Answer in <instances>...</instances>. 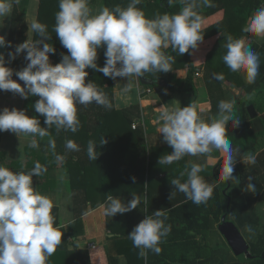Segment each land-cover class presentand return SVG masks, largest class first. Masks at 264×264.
<instances>
[{"label": "clouds", "instance_id": "1", "mask_svg": "<svg viewBox=\"0 0 264 264\" xmlns=\"http://www.w3.org/2000/svg\"><path fill=\"white\" fill-rule=\"evenodd\" d=\"M90 2L59 0L53 31L67 50V54H61L59 63L53 65L50 62L49 54L56 52L55 47L48 43L52 37L48 34L47 25L35 18L28 21V33H34L38 38L33 39L27 34L26 41L17 45L14 52H8V62L26 53L25 67L18 71L7 67L5 54L0 52V91H10L23 99L38 97L32 107L44 117L46 125L42 127L40 120L29 117L25 110L4 107L0 110V132L10 131L18 137H30L29 147L34 149L39 148L37 138L48 137L49 148L58 163L64 157L55 153L56 142L50 130L54 128L56 133L61 130L77 132L80 127L78 105L95 103L109 109L112 107L105 93L93 81L86 82L89 75L86 69L91 68L113 80L118 77L126 79L123 92L127 94L133 87V81H140L146 73L172 71L174 57L166 55L164 49L171 47L180 56L198 49L204 40V19L197 9L215 6L212 0H181L184 6L178 13L156 14L154 18H148L137 7L142 0H129L127 7L123 8L101 6L95 11ZM172 2L169 0V4ZM16 4L19 0H0V19L10 17ZM242 32L264 38V7L254 10ZM225 39L226 53L222 57L225 65L232 72L243 74L246 83H255L260 75L259 53L245 38L227 35ZM0 47H11V42L6 41L3 35H0ZM100 48H104L103 67L97 63ZM14 74L23 81V86L13 79ZM217 79H223V75L218 74ZM235 104L234 99L221 100L217 115L207 121L198 114L197 105L193 102L184 107L160 106L158 119L161 126L158 132L172 151L163 154L158 164L171 165L185 156H206L216 149L223 156L220 179L224 182L234 179L236 160L226 130L229 122L233 128L240 124ZM106 142L103 139L100 144ZM96 146L94 141H88L86 152L89 160H97ZM65 148L80 151L73 140H67ZM245 159L248 163H255L254 155L249 154ZM204 168L202 164L191 163L180 177L170 181L176 191L196 205L206 204L214 191V186L206 183L200 175ZM46 171V167L38 162L28 172H14L0 165V264H48L61 244L63 233L55 226L53 201L33 186V176L41 177ZM60 179L63 180L64 176ZM132 180L135 182V177ZM248 180L246 188L255 192L252 178L248 177ZM140 199L132 195V199L125 203L107 195L106 203L101 207L104 215L114 217L138 208ZM166 220L162 209L156 210L152 215H145L128 234L145 264L149 251L156 255L162 252L160 245L171 232V225L166 224ZM246 231L254 234L251 226H246Z\"/></svg>", "mask_w": 264, "mask_h": 264}, {"label": "crops", "instance_id": "2", "mask_svg": "<svg viewBox=\"0 0 264 264\" xmlns=\"http://www.w3.org/2000/svg\"><path fill=\"white\" fill-rule=\"evenodd\" d=\"M142 1L144 3L149 2L154 4L153 0ZM109 2L111 3L110 9L116 6L122 8L127 7L129 3L127 0H91L90 7L95 11L101 6H107ZM13 7H16L19 14L23 16L24 31L18 26V29L10 37L13 9L10 17L4 20L0 19V35H3L6 41L11 42L10 48L0 47V52L5 54V60L7 58L9 59L8 52H14L17 45L28 39V35L34 38V33H28V21L33 18L38 20L39 0H19V4ZM260 7H264V3H261L258 8ZM223 18V9L217 10L203 18L204 25L202 34H204V40L200 43L198 49L194 51L190 50V53H185L183 56H180L178 53V67L172 70L177 78L181 80L185 79L189 69L187 59H190L195 66V72L191 77L192 83L198 89L204 87L205 81L203 76L205 61L207 58H210L212 61L222 59L226 53H221L218 50L219 45H221L220 39L222 38L219 35V31H205L208 27L222 21ZM45 20H48V18ZM242 38H245L247 43L250 41L261 42L264 39L246 33ZM21 55L22 53L17 55L14 60L19 59ZM197 60L200 62H196ZM26 64L10 65L9 67L18 71L25 67ZM146 76L162 80L157 72L146 73ZM126 82L124 78L118 77L116 80L111 79L114 104L117 109H122L134 103L139 104L141 114L140 122L145 141V163L139 170L135 166L136 160L134 158L132 164L124 163L127 156H135V139H132L133 146L129 143L128 147L124 149L126 142L121 137L118 139L119 148L117 149L116 155L112 159H104L100 166L95 163L94 169H101L98 170L100 176L91 175L90 171H87L83 184L88 191L89 201L99 204L95 207H88V211L82 216L83 232L74 237L72 241L68 238V248L71 249L76 245L79 248L88 249L90 264H145L144 260L138 256L139 249L133 247L132 242L128 239V234L144 219L145 215H152L156 210L162 209L167 216L165 223L171 225V232L161 243L160 247L162 248V252L159 255L149 251L152 264H188L196 249H199L201 258L208 256L210 253L215 254L220 243L225 242L217 230V225L220 220L217 223L213 222L211 227L200 230L198 223L200 219H197L196 222L192 221L193 217L195 218L199 205L187 200L183 193L176 191L170 181L173 178L180 177V173L185 171L186 166H189L191 163H199L205 166L204 171L200 175L207 182L208 177L205 174L210 171L215 178V168L223 156L219 150L214 149L206 156H185L171 165H159V158L163 154L170 153L172 149L163 142L162 134L158 132V128L161 126L158 116L159 107L162 105L170 108L178 105L184 107L192 102L197 105L198 114L206 121L209 117H215L217 113H214L211 109L209 100L194 102L193 93L189 90H171L168 88V85L167 87L157 85L148 87L142 85L138 80H134L132 89L129 93L125 94L123 89ZM21 85L23 86V83ZM222 87L232 93L237 105L239 101H248L250 99L254 103H264V94L256 95V92L253 91L245 95V93H241L237 87L228 81L224 82ZM1 92L3 93L0 94V110L4 107H8L9 109L15 107L25 110L29 117H36L34 111L23 108V98L19 95H14L10 91ZM239 93L240 98L238 99L237 96ZM230 96L231 94L227 93V100H231ZM256 111L261 119V116L264 114V107L262 110L258 111L256 109ZM248 120L250 121L251 128L252 122L249 116ZM231 127V122H229L226 130L227 136L230 134L229 129ZM134 129V127H130L131 131ZM0 137V150L4 155V164H9L17 160H26V148L29 147L30 137L24 135L18 137L10 131L0 132ZM246 147V157L249 154L254 155L255 163H248L245 159L246 157L237 162L239 171L237 172L236 181L233 184L236 185L241 193L247 194L244 198H249V201H251L256 195H260L261 190L264 189V132L254 141L247 144ZM39 149L36 148L35 150L38 152ZM115 161L117 162L115 163ZM46 169L47 174L38 178V182L43 187L37 189V191L42 195L48 196L53 201L54 206L58 208L57 227L66 229L73 220L69 175L66 168L60 162L55 166L46 167ZM62 175L64 176L63 180L60 179ZM101 175L102 179H100ZM107 177L109 179L106 180ZM132 177H135V182H133ZM248 177L252 178L251 183L256 187L255 192L246 188V185L249 183ZM183 179H186V176L182 178V182ZM100 180L102 181L101 183L106 182V185H103L106 186L105 188H102V185L100 186ZM215 180L216 184L219 185L221 182L220 177ZM102 190H105V192H108V195L119 198L125 203L132 199V195H137L141 198L138 208L124 214H117L114 217L106 216L101 205L106 203L107 196H102ZM172 192L173 195L171 196ZM255 203V212L259 224H264V198L257 199ZM192 235H195L193 239L191 238ZM199 236H203L202 240ZM208 238L212 239L213 244H209ZM199 242L201 243L200 245ZM89 243L94 244V247H90L88 245Z\"/></svg>", "mask_w": 264, "mask_h": 264}, {"label": "trees", "instance_id": "3", "mask_svg": "<svg viewBox=\"0 0 264 264\" xmlns=\"http://www.w3.org/2000/svg\"><path fill=\"white\" fill-rule=\"evenodd\" d=\"M127 1L129 2V0ZM153 2L154 4L149 2L144 3L142 1L141 4L137 5V7L145 12L146 17L154 18L156 14L162 15L164 13H168L171 15L178 13L184 6L181 3V0H173L171 4H169V0H153ZM58 3L59 0H39L38 21L47 25L48 34L52 37L48 43L52 44L56 49L55 54H49L50 62L53 65L60 62L62 58L61 54H67V50L62 47L58 37L53 31L55 14L59 10ZM212 3L215 5L214 7L201 6L197 9V11L203 18H205L213 12L223 9V20L211 27H208L205 32L219 31V35L222 38L220 39L221 45H219L218 50L221 53H224L226 52V49L224 48V44L226 43L225 37L227 35H231L233 38H242L245 34L242 32V28L247 19L254 10L258 9L261 3H264V0H212ZM110 6L111 3L109 2L107 7L110 8ZM47 18L48 20H45ZM18 26H20L22 31H24L23 16L19 14L16 7H13L9 34L10 37L18 29ZM37 38L38 37L34 34L33 39ZM248 44H250L251 48L255 52L259 53L260 56V75L257 76L256 81L253 84L246 83L243 74L239 72H232L221 58L216 59V61H212L210 58H207L205 61L203 76L205 85L201 89L196 88L192 83L191 77L195 72V66L190 59H187L189 69L185 79L181 80L177 78L172 71L168 73H157H159V77L162 80L168 83L169 89L189 90L193 93L194 102L199 100H209L213 112L218 113V104L221 100H227V93H230V98L234 99L232 93L222 87V84L226 81L237 87L239 91L241 93H245V95H248L253 91L256 92V95L264 94V39L261 42L250 41ZM163 51H165L166 55L174 57L175 63L171 66L172 70L177 68L179 61L178 52H174L171 47L164 49ZM25 55L26 53H22L19 59L10 62H8L9 59L7 58L6 66L9 67L10 65L15 66L26 64L27 61L24 59ZM104 62V48H100L98 49L97 63L99 66L103 67ZM86 71L89 73L86 77V82L93 81L105 93L112 107L109 109L95 103L87 106L78 105L77 115L80 121V127L77 132L73 133L71 131L61 130L59 133H56L54 128L50 130L56 142L55 153L64 157L60 164L66 168L69 175L73 220L69 223L66 229L58 228V208L56 206L53 207L52 215L55 218V226L63 233V235L61 244L58 246L56 252L49 258L48 264H90L88 249H82L76 245L69 249L67 245L68 238L72 241L74 237L83 232L82 216L88 211V207H95L99 204L89 201L90 198H88V191L83 184L87 171L89 170L91 175L100 176V172H98V170L101 169L98 168V170H95V163L100 166L104 159H112L116 155L117 149L119 148L118 139L121 137H123L126 142L124 149L128 147L129 143L133 146L132 139H135V156H127L124 163L132 164L134 158L136 160L135 166L138 167V170L141 169L145 163V141L144 132L140 122L141 114L139 104L134 103L122 109H117L114 104L111 78L105 77L102 73L96 72L91 68L86 69ZM218 74H222L223 79H217ZM13 79L18 80L15 74L13 75ZM237 98H240V93ZM37 99L38 97L31 96L28 99H23V108L35 112L32 105ZM248 104H254L253 106L258 111L262 110L264 107V103H254L251 99L248 101H239L238 105L235 104L236 115L240 118V124L236 128L231 127L229 129L230 134L227 136V138L231 141L234 160H236L233 171V176L235 178L230 181V187L226 190V194L230 196L228 217L231 218L235 224L237 223L240 229L245 233V240L249 245V251L254 257L249 259L245 256L241 258V255H234L235 257L228 260L224 257H219L217 255L218 252L216 251L215 254L210 253L208 256L201 258L199 249H196L192 255L191 261L188 264H264V224H259V220L255 212V202L257 199L264 198V189L261 190L260 195H256L254 199L249 201V198H244L247 194L241 193L237 189L236 185L233 184L234 181H236L237 172L239 171L237 162L245 158L247 155V144L254 141L264 132V129L258 133H254L251 130L250 121L248 120V114L246 111V106ZM35 116L40 120L41 126L45 127L44 117L36 112ZM261 122L264 127V114L261 116ZM133 124H136V126L135 129L131 131L130 127ZM103 139L107 142L105 144H100ZM67 140L75 141L79 145L80 151L77 152L67 150L65 148V142ZM89 140H92L97 144L96 150L98 158L96 161L88 159L86 149ZM38 141L40 148L39 151L37 152V150L31 147L26 148L27 158L25 161L17 160L12 161L9 164H4V155L0 150V165L7 167L14 172H28L37 162L44 167L55 166L58 164L52 150L49 148L48 139H46V137L43 139L38 138ZM116 162L117 161H115V163ZM222 165L223 158L215 168V178L210 171L205 174L208 177V181L206 183L213 185L214 191L211 199L206 204L199 205V208L196 210L195 218L193 217L192 219V221L195 222L197 219H200V221L198 220L200 230L211 227L213 222H219L221 215L225 211L227 197L221 191L226 186V183L221 181L220 184L217 185L215 182V179L221 176ZM45 174H47V172H45L42 176ZM38 178L39 177L33 176V186L36 190L43 187L42 184L38 182ZM100 179H102V175ZM107 179H109V177H107L106 180ZM101 182L102 181L100 180V186L102 185V188H105L106 186L103 185H106V182ZM102 193V196L106 197L108 195V192H105V190H102ZM101 199L99 200L101 201ZM246 226H251L254 234L246 231ZM194 236L192 235L191 238L193 239ZM199 237L202 240L203 236ZM200 244L201 243L199 242V245ZM147 264H152L149 253Z\"/></svg>", "mask_w": 264, "mask_h": 264}, {"label": "water", "instance_id": "4", "mask_svg": "<svg viewBox=\"0 0 264 264\" xmlns=\"http://www.w3.org/2000/svg\"><path fill=\"white\" fill-rule=\"evenodd\" d=\"M17 82L23 83V81H19V80H17ZM139 82L142 85L148 86V87H152L155 85L167 87L168 85L165 81L156 79V78L147 77L146 74L144 77L140 78ZM246 111L252 122L251 130L254 133L260 132L263 129V124L253 104L247 105ZM225 183H226V186L222 189V193L226 195L227 203H226L225 211L221 215L220 222L217 225V230L219 231L222 238L224 239V241L226 242V244L228 245V247L230 248V250L233 252L235 256L244 255L246 258H249V259L253 258L254 256L251 255L249 251V245L247 241L243 237L242 233L238 229L235 222L231 218L228 217L230 196L226 194V190L230 186V181L225 182Z\"/></svg>", "mask_w": 264, "mask_h": 264}, {"label": "rangeland", "instance_id": "5", "mask_svg": "<svg viewBox=\"0 0 264 264\" xmlns=\"http://www.w3.org/2000/svg\"><path fill=\"white\" fill-rule=\"evenodd\" d=\"M3 92H0V94ZM264 222V221H263ZM237 224V223H236ZM237 227L239 228L240 232L242 233L243 237L246 239L245 233L240 229V227L237 224ZM260 227V226H259ZM209 244H213L212 239L208 238ZM219 243V242H218ZM217 243V244H218ZM230 248H227V244L225 242L220 243L219 248L217 249V255L219 257H224L225 259H232L234 256L233 252L230 250ZM207 253V252H206ZM244 255H241L240 257L243 258Z\"/></svg>", "mask_w": 264, "mask_h": 264}, {"label": "built area", "instance_id": "6", "mask_svg": "<svg viewBox=\"0 0 264 264\" xmlns=\"http://www.w3.org/2000/svg\"><path fill=\"white\" fill-rule=\"evenodd\" d=\"M147 90H149V89H147ZM135 126H136V124H133V125H132V127H134V128H135ZM88 245H89L90 247H94V244H90V243H89Z\"/></svg>", "mask_w": 264, "mask_h": 264}]
</instances>
